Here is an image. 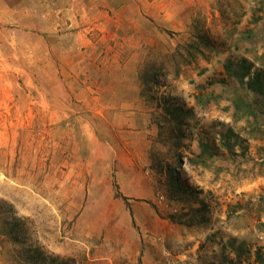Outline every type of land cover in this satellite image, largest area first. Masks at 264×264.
Here are the masks:
<instances>
[{"label":"rangeland","instance_id":"obj_1","mask_svg":"<svg viewBox=\"0 0 264 264\" xmlns=\"http://www.w3.org/2000/svg\"><path fill=\"white\" fill-rule=\"evenodd\" d=\"M181 4L132 23L117 7L106 24L130 34L46 53L45 70L30 54L28 82L0 60V264H264V97L247 87L264 75V0ZM199 35L212 48L188 55ZM149 65L164 75L146 95ZM174 107L190 112L179 138Z\"/></svg>","mask_w":264,"mask_h":264},{"label":"crops","instance_id":"obj_2","mask_svg":"<svg viewBox=\"0 0 264 264\" xmlns=\"http://www.w3.org/2000/svg\"><path fill=\"white\" fill-rule=\"evenodd\" d=\"M95 1H100L99 5L103 9L100 14H89L88 5H93ZM175 1L180 2V0H0V60L9 61V68L23 73L28 82L27 72L34 67V62L29 60L30 54L33 57L37 54L38 70L46 69V53H72L75 56L97 52L103 54L105 51H100V48L105 47L103 43L108 38L118 37L120 34L128 35L131 29H135L125 24L124 28L118 30L109 29L106 23L111 21L110 14H113L117 7L121 6L118 9L120 20L130 23L142 19L143 9L155 19L164 18L162 12L166 17L172 10L182 15L184 11L189 13L182 4L179 5V10L173 9ZM89 23L93 24L92 28L86 27ZM30 36L31 40H28ZM98 38H101V43ZM34 41L36 46L32 47ZM53 79L57 84L55 89L67 95L68 90H63L64 86L62 87L58 76ZM44 80L45 83L48 81L52 83L50 78L44 77ZM55 93L45 90L43 96L53 99ZM49 113L53 117L64 115L62 110L58 111L55 108L49 109Z\"/></svg>","mask_w":264,"mask_h":264},{"label":"trees","instance_id":"obj_3","mask_svg":"<svg viewBox=\"0 0 264 264\" xmlns=\"http://www.w3.org/2000/svg\"><path fill=\"white\" fill-rule=\"evenodd\" d=\"M205 46L207 48H212L210 41L204 37V36H197L196 41L192 43L189 47L191 50H188V55H194L196 53H203L201 51L202 47ZM205 55V53H203ZM228 71L231 70L230 65L226 66ZM251 65H248L246 69V73H248L251 69ZM246 73H243L240 78L246 77ZM164 75V69L156 67L155 65H149L147 69L141 74V84L143 86V93L144 94H150L153 90V87L155 86L156 83L159 82L160 76ZM247 87L250 90H255L258 92L260 95L264 97V75H262L261 72H257L252 80H249L247 82ZM235 106L236 108L239 109H245L246 115H249L256 119L255 114H254V109L253 106L250 103H245V100L242 98V96H237L235 99ZM190 112L189 111H184L178 107H174L171 109V115H172V131L175 134L176 138L182 137L183 134V129L184 126L186 125L188 116ZM179 134V135H178ZM206 153V151H205ZM117 196H120V194L117 192ZM126 200V198H124ZM261 230H264V223L261 224L260 226ZM257 259L260 260L261 257L258 254Z\"/></svg>","mask_w":264,"mask_h":264}]
</instances>
